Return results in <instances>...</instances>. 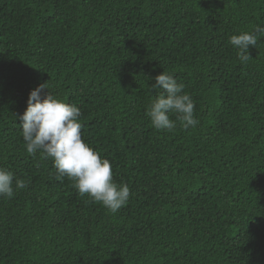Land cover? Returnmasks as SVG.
Segmentation results:
<instances>
[{"label": "trees", "instance_id": "1", "mask_svg": "<svg viewBox=\"0 0 264 264\" xmlns=\"http://www.w3.org/2000/svg\"><path fill=\"white\" fill-rule=\"evenodd\" d=\"M257 25L264 0H0V167L27 184L0 197V264H264V45L229 43ZM164 71L195 128L151 126ZM40 85L129 186L117 213L27 153Z\"/></svg>", "mask_w": 264, "mask_h": 264}, {"label": "clouds", "instance_id": "2", "mask_svg": "<svg viewBox=\"0 0 264 264\" xmlns=\"http://www.w3.org/2000/svg\"><path fill=\"white\" fill-rule=\"evenodd\" d=\"M262 37L264 26L260 25L251 32L230 37L229 43L237 49L241 64L252 59L249 46L260 48L264 45L258 44ZM46 88L47 85H40L30 92L28 107L18 117L27 153H39L42 159H51L58 181L63 182L67 177L80 196L87 195L90 201L101 204L112 214L117 213L129 200V186L115 183L110 161L102 158L83 140L80 109L60 101L50 92L46 93ZM150 88L156 95L146 115L153 128L171 131L178 122L181 128L188 130L199 124L194 118L195 103L184 92L185 85L178 83L176 77L164 71L155 77ZM173 114L175 120L170 118ZM26 187L24 180L15 178L11 171L0 167V197L11 199L16 191Z\"/></svg>", "mask_w": 264, "mask_h": 264}]
</instances>
